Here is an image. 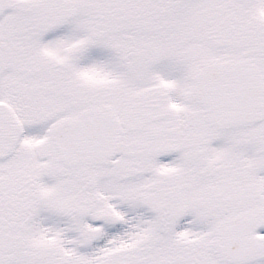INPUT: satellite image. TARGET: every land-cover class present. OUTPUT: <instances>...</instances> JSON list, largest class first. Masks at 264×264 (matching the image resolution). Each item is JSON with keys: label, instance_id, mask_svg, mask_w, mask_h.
<instances>
[{"label": "snow or ice", "instance_id": "snow-or-ice-1", "mask_svg": "<svg viewBox=\"0 0 264 264\" xmlns=\"http://www.w3.org/2000/svg\"><path fill=\"white\" fill-rule=\"evenodd\" d=\"M0 264H264V0H0Z\"/></svg>", "mask_w": 264, "mask_h": 264}]
</instances>
